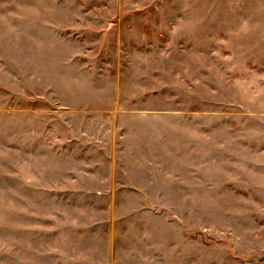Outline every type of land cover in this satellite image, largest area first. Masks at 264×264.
I'll return each mask as SVG.
<instances>
[{"label": "rangeland", "instance_id": "obj_1", "mask_svg": "<svg viewBox=\"0 0 264 264\" xmlns=\"http://www.w3.org/2000/svg\"><path fill=\"white\" fill-rule=\"evenodd\" d=\"M263 47L264 0H0V264H264Z\"/></svg>", "mask_w": 264, "mask_h": 264}, {"label": "crops", "instance_id": "obj_2", "mask_svg": "<svg viewBox=\"0 0 264 264\" xmlns=\"http://www.w3.org/2000/svg\"><path fill=\"white\" fill-rule=\"evenodd\" d=\"M213 35H214V34H213ZM230 50H231V49H230ZM259 52H264V47L261 48V49L259 50ZM224 54H225V55L228 54L227 51H225ZM215 58H216V57H215ZM263 59H264V54H258V58H256V59L253 61V63L260 62V66H261L262 63H263ZM231 60H232V58H228V62H229V63H231ZM245 60L248 61V65L250 66L249 58H248L247 54H246V56H245ZM228 62H227V61L224 62V63H225V67H226V66H229V63H228ZM216 81H217V78H216ZM260 81H264V76H261V77H260ZM214 82H215V75H214ZM215 83H216V82H215Z\"/></svg>", "mask_w": 264, "mask_h": 264}]
</instances>
